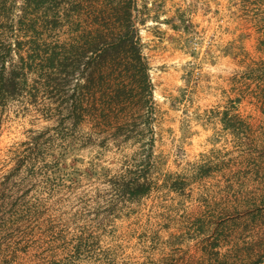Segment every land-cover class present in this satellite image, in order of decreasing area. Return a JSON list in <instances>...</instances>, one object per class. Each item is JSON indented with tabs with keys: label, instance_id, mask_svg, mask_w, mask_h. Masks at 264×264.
Masks as SVG:
<instances>
[{
	"label": "rangeland",
	"instance_id": "obj_1",
	"mask_svg": "<svg viewBox=\"0 0 264 264\" xmlns=\"http://www.w3.org/2000/svg\"><path fill=\"white\" fill-rule=\"evenodd\" d=\"M103 2L71 21L0 0L9 70L38 43H75ZM135 2L153 97L124 135L82 97L92 64L62 91L34 67L25 93L0 100V264H264V0ZM74 92L81 119L63 97ZM226 113L247 123L240 138ZM150 156L153 190L118 196L116 176Z\"/></svg>",
	"mask_w": 264,
	"mask_h": 264
},
{
	"label": "trees",
	"instance_id": "obj_2",
	"mask_svg": "<svg viewBox=\"0 0 264 264\" xmlns=\"http://www.w3.org/2000/svg\"><path fill=\"white\" fill-rule=\"evenodd\" d=\"M103 1L102 9L88 19L93 23V27L90 30H80L76 42L63 49L59 46L43 47L38 43L34 46L32 54L28 57L21 56L19 68L9 70L8 59L12 57L13 49L12 45L9 50L5 48L0 54V100L25 93L29 86V75L34 71V67L41 71L40 75L49 89L62 91L60 87H68L72 82L71 77L78 75L86 63L92 64L94 73L90 74L86 82L80 84L82 97L85 96V89H88L97 100L94 106L100 109L102 118L111 122L113 115V119L119 121L116 135H124L127 127L133 128L132 123L135 120L132 119V115L137 111H149L153 97L150 66L144 56L142 40L136 28L134 12L137 4L135 0ZM94 2L95 0H25V7L33 14H37L42 6H48L49 11L52 8L59 14L64 13L63 15L72 21L75 16L82 18L81 9L84 5ZM65 5L68 9L64 8ZM26 16L27 11L23 17ZM60 21L61 19L55 20L53 23L58 25ZM72 24L74 25L73 22ZM33 29L37 31L36 26ZM26 43L27 41L17 40L16 45L20 49ZM29 61L35 62V65ZM45 73L46 78L43 76ZM75 96V92L63 95L66 103L75 105L76 109L80 105V110L77 111L81 119L85 117L86 110H82L85 109L82 100L73 102L77 101ZM31 97L37 99L36 94H32ZM224 123L226 129L238 137L248 129L247 123L239 114L228 117L226 113ZM151 168L150 156L141 160L135 168L127 170L125 174L116 176L113 187L118 196L126 201H132L150 193L155 185L150 178ZM198 169L200 175L206 176L210 175L212 168L205 164Z\"/></svg>",
	"mask_w": 264,
	"mask_h": 264
}]
</instances>
